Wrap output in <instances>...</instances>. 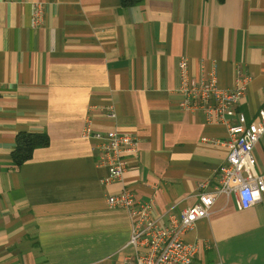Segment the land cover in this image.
Returning <instances> with one entry per match:
<instances>
[{
    "label": "crops",
    "instance_id": "obj_1",
    "mask_svg": "<svg viewBox=\"0 0 264 264\" xmlns=\"http://www.w3.org/2000/svg\"><path fill=\"white\" fill-rule=\"evenodd\" d=\"M183 55L221 88L240 75L236 113L251 124L264 107V0H0V264H123L131 223L108 194L132 190L169 226L214 190L228 128L177 105ZM110 131L139 145L104 185ZM22 132L50 144L17 167ZM253 155L264 176V134ZM184 239L203 246L193 264H264V197L241 210L219 196Z\"/></svg>",
    "mask_w": 264,
    "mask_h": 264
},
{
    "label": "built area",
    "instance_id": "obj_2",
    "mask_svg": "<svg viewBox=\"0 0 264 264\" xmlns=\"http://www.w3.org/2000/svg\"><path fill=\"white\" fill-rule=\"evenodd\" d=\"M40 13L41 6L35 10L36 22ZM178 66L177 105L189 112L202 111L211 124L227 126L228 136L223 142L228 149L227 159L218 169V185L214 190L201 193L198 202L182 210L179 218L172 216L169 226L163 225L153 214L151 203L139 202L128 188L106 196L110 208L127 211L130 219L128 246L133 248V253L124 257L123 264H193L203 246L185 241L184 235L200 219L211 215L219 196H235L236 205L241 210L252 207L264 197V176L256 171L253 155L264 134V107L257 119L247 125L245 116L236 113L245 92L240 75L234 88L224 89L219 86L216 74L193 76L187 56H181ZM100 140L98 164L107 168V175L101 183L110 185L122 181L128 169L127 156L138 154V138L110 131Z\"/></svg>",
    "mask_w": 264,
    "mask_h": 264
},
{
    "label": "trees",
    "instance_id": "obj_3",
    "mask_svg": "<svg viewBox=\"0 0 264 264\" xmlns=\"http://www.w3.org/2000/svg\"><path fill=\"white\" fill-rule=\"evenodd\" d=\"M145 0H121V8L131 5L142 4ZM220 3L226 0H218ZM50 144V139L46 133H29L22 132L16 137V145L12 151V158L17 167L30 160L34 150L46 147Z\"/></svg>",
    "mask_w": 264,
    "mask_h": 264
},
{
    "label": "rangeland",
    "instance_id": "obj_4",
    "mask_svg": "<svg viewBox=\"0 0 264 264\" xmlns=\"http://www.w3.org/2000/svg\"><path fill=\"white\" fill-rule=\"evenodd\" d=\"M124 254L126 253V251L123 252Z\"/></svg>",
    "mask_w": 264,
    "mask_h": 264
}]
</instances>
